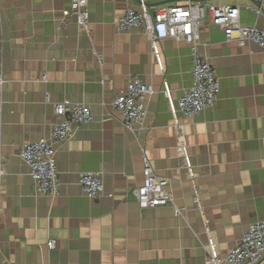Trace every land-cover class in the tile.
Returning a JSON list of instances; mask_svg holds the SVG:
<instances>
[{"label": "crops", "instance_id": "1", "mask_svg": "<svg viewBox=\"0 0 264 264\" xmlns=\"http://www.w3.org/2000/svg\"><path fill=\"white\" fill-rule=\"evenodd\" d=\"M146 1L151 19L159 6L200 3ZM69 2L0 0V264H209L212 250L223 257L264 221V51L204 24L198 45L218 78L217 100L191 119L177 113L175 129L163 85L177 110L193 84L190 47L158 40L160 70L143 24L116 29L129 7L142 12L137 0H88L85 31L74 17L61 26ZM209 3L235 6L242 27L264 29V7L257 16L253 0ZM132 78L152 93L142 125L129 132L112 101ZM64 101L87 106L93 120L54 145L58 194L38 195L19 149L49 137L53 105ZM143 157L167 181L172 205L138 208L132 192ZM83 173L100 174L97 200L82 193Z\"/></svg>", "mask_w": 264, "mask_h": 264}, {"label": "built area", "instance_id": "2", "mask_svg": "<svg viewBox=\"0 0 264 264\" xmlns=\"http://www.w3.org/2000/svg\"><path fill=\"white\" fill-rule=\"evenodd\" d=\"M87 1L70 0L68 8L61 12V26L66 25L67 18L74 17L77 27L85 31L89 20ZM137 1L142 12L137 14L135 8L129 7L117 20L116 29L126 31L143 24L150 37L151 52L160 70L162 64L156 52L158 40L172 39L184 42L190 47L193 84L182 91L177 110L172 105L168 87L166 84L163 85V94L169 105L175 129L180 128L177 113L185 119H191L212 108L217 100L218 78L209 62L201 56L198 45L199 32L204 24L209 23L220 28L226 41H234L239 46L251 43L264 51V29L242 27L239 24V10L235 6H214L209 1L159 6L153 12L151 19L146 14L147 1ZM253 1L256 5L252 10L257 16L261 15L264 0ZM151 93L149 87L132 78L124 90L113 99L112 108L120 114L123 127L127 131L134 132L142 125L146 111L145 101ZM45 101H48L47 96ZM53 113L57 117V123L49 137L25 143L19 149V158L28 168L34 193L50 197H55L59 189L54 145L69 141L76 128L87 125L93 120L87 106L71 101L54 104ZM178 151L184 164L187 165L185 148L180 146ZM142 162L143 181L132 192L138 208L147 210L172 205L171 195L166 191L167 181L153 174L147 158L143 157ZM2 166L0 159V178L3 175ZM79 184L82 193L92 200H97L103 192L102 178L98 173L81 174ZM108 197L111 198L112 195ZM47 247L52 250L54 242L48 241ZM263 260L264 221L251 224L238 244L223 257H218L213 250L209 254V264H260Z\"/></svg>", "mask_w": 264, "mask_h": 264}, {"label": "water", "instance_id": "3", "mask_svg": "<svg viewBox=\"0 0 264 264\" xmlns=\"http://www.w3.org/2000/svg\"><path fill=\"white\" fill-rule=\"evenodd\" d=\"M191 1L204 2V1H211V0H191Z\"/></svg>", "mask_w": 264, "mask_h": 264}]
</instances>
